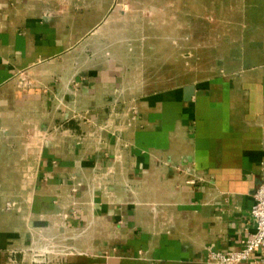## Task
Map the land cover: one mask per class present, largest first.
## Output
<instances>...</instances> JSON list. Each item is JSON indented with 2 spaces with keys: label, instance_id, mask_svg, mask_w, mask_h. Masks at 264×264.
Listing matches in <instances>:
<instances>
[{
  "label": "crops",
  "instance_id": "obj_1",
  "mask_svg": "<svg viewBox=\"0 0 264 264\" xmlns=\"http://www.w3.org/2000/svg\"><path fill=\"white\" fill-rule=\"evenodd\" d=\"M185 40L200 80L137 85ZM263 163L264 0H0V264L240 251Z\"/></svg>",
  "mask_w": 264,
  "mask_h": 264
},
{
  "label": "rangeland",
  "instance_id": "obj_2",
  "mask_svg": "<svg viewBox=\"0 0 264 264\" xmlns=\"http://www.w3.org/2000/svg\"><path fill=\"white\" fill-rule=\"evenodd\" d=\"M190 1L192 0H184V4L189 6ZM188 33H190L189 30ZM174 48L167 50L162 47L160 49L163 51L160 52L159 47L137 46L134 55L135 61L129 63L130 69H135L137 85L144 83L149 84L151 88H167L189 81L200 80L202 77L198 78L196 75L200 74L198 72L201 68L199 65L204 63L194 61L190 41L185 40V45L178 48L177 53ZM150 49L152 50L150 51ZM166 58L172 61H165Z\"/></svg>",
  "mask_w": 264,
  "mask_h": 264
},
{
  "label": "built area",
  "instance_id": "obj_3",
  "mask_svg": "<svg viewBox=\"0 0 264 264\" xmlns=\"http://www.w3.org/2000/svg\"><path fill=\"white\" fill-rule=\"evenodd\" d=\"M130 112L133 116H136L135 109H131ZM261 170L263 180L253 196L254 205L250 212L255 230L254 233L244 243L240 251L217 253L209 250L205 264H250L252 257L255 255H259V258L252 263L264 264V163ZM14 206V204H7L6 210H11Z\"/></svg>",
  "mask_w": 264,
  "mask_h": 264
},
{
  "label": "water",
  "instance_id": "obj_4",
  "mask_svg": "<svg viewBox=\"0 0 264 264\" xmlns=\"http://www.w3.org/2000/svg\"><path fill=\"white\" fill-rule=\"evenodd\" d=\"M193 91H194L193 87H189L186 89V92L189 93V95H192Z\"/></svg>",
  "mask_w": 264,
  "mask_h": 264
}]
</instances>
